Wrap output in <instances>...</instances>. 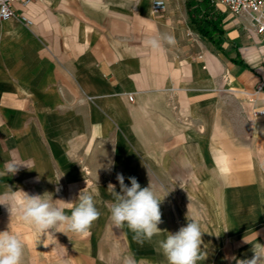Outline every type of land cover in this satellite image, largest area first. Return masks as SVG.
Returning a JSON list of instances; mask_svg holds the SVG:
<instances>
[{
	"label": "crops",
	"instance_id": "crops-1",
	"mask_svg": "<svg viewBox=\"0 0 264 264\" xmlns=\"http://www.w3.org/2000/svg\"><path fill=\"white\" fill-rule=\"evenodd\" d=\"M166 1L154 15L152 0H105L106 13L83 0H12L15 16L0 19V138L25 153L48 146L45 160L71 170V177L122 173L125 184L135 176L141 187L154 178L157 197L168 194L176 205L177 195L186 194L185 209L195 202L210 215L216 211L223 226L215 247L214 236L203 234L208 254L199 264H237L254 255L245 240L264 244L257 37L231 13L226 24L216 21L223 34L212 42L193 20L204 25L214 15L207 2ZM164 34L176 43L162 41L159 52L145 45ZM196 34L205 48L198 53ZM204 177L222 184L194 182ZM162 203L158 227L168 230L174 223Z\"/></svg>",
	"mask_w": 264,
	"mask_h": 264
},
{
	"label": "rangeland",
	"instance_id": "rangeland-1",
	"mask_svg": "<svg viewBox=\"0 0 264 264\" xmlns=\"http://www.w3.org/2000/svg\"><path fill=\"white\" fill-rule=\"evenodd\" d=\"M202 3L206 5L204 0ZM215 16L222 17L226 24L228 18H232L222 6H208ZM219 26V24H217ZM225 31L230 28L225 25ZM193 52L198 53L205 50L202 39L194 35ZM169 105L177 111V105L174 98H169ZM186 121V119H183ZM8 140L0 138V170L3 169L6 161L12 160L17 163L19 171L13 176L0 177V195L7 191L6 185L13 191L22 189L29 194H43L49 192L53 196V200L75 201L80 191L84 188L91 190L95 188L99 192L96 206L100 211L99 218L94 221L90 234L82 237L74 232L67 231L51 232L42 234L36 231L29 224L21 221L18 217L13 216L10 221V213L0 205V231L8 230L9 224L13 231L18 233L25 243V251L22 264H124L125 257L131 255L137 261V264H167L165 257L158 249L157 241L163 239L167 233L161 236L153 237L152 240H144L138 243L133 239V233L124 228H118L113 225L110 219L108 206L112 202L113 197L108 189L109 183L119 186V182L115 178H88L86 177V169L81 168L83 177H71V170L66 171L61 167L60 163L55 160L46 161L51 150L48 146L33 147V153H25L22 145L9 146ZM43 149V150H42ZM25 164V165H24ZM28 167H27V166ZM200 181L207 187H213L222 184L220 179L216 177H204L194 179ZM154 187V178L147 180V185ZM195 184V183H194ZM177 186L182 184L176 183ZM107 187V191H105ZM59 189V190H57ZM106 192V193H105ZM215 195V194H214ZM158 196V195H157ZM162 206H166L167 210H162L164 214L170 216L174 225L168 226V232L175 233L181 226H185L181 216L189 215V217L197 218L204 229L205 233L214 236L216 246V238L218 229L223 226L217 225L216 211L213 214L207 213L200 205L194 202L192 208L185 209L186 194L177 195V205L172 202L170 195L162 194ZM216 196V195H215ZM180 197V200H179ZM183 206L181 209L180 207ZM170 208V209H169ZM226 225V229H227ZM199 264V262H198Z\"/></svg>",
	"mask_w": 264,
	"mask_h": 264
},
{
	"label": "clouds",
	"instance_id": "clouds-1",
	"mask_svg": "<svg viewBox=\"0 0 264 264\" xmlns=\"http://www.w3.org/2000/svg\"><path fill=\"white\" fill-rule=\"evenodd\" d=\"M83 3L99 13H106L109 8L105 0H83ZM162 41L169 45L176 43L173 36L164 34L146 40L145 45L154 52H159L162 50ZM20 164L12 160L6 161L0 170V177L15 175ZM116 179L120 186L119 192L116 191L115 185H108L113 197L108 211L114 226H126L138 243L167 233L163 239L157 241L158 249L167 264H198L207 259V246L205 245L203 250L201 248L205 232L197 218L187 215L188 223L175 233L161 230L158 225L163 222L160 210L162 200L157 197L151 184L141 187L135 176H129V186L125 184L122 173H117ZM6 188L7 191L0 195V205L10 213V221L16 216L42 234L49 233V230L66 234L67 230L87 237L94 221L100 216L96 206L99 192L95 188H84L75 201L67 202L53 200L49 192L29 194L22 189L13 191L8 185ZM10 224L8 230L0 231V264H22L25 243L22 237L12 230ZM257 235L258 233L256 237ZM245 242L252 245L251 251L254 255L251 259L238 260L237 264H264V244L258 243L257 240L254 243L246 240ZM124 264H137V261L129 255L125 257Z\"/></svg>",
	"mask_w": 264,
	"mask_h": 264
},
{
	"label": "built area",
	"instance_id": "built-area-1",
	"mask_svg": "<svg viewBox=\"0 0 264 264\" xmlns=\"http://www.w3.org/2000/svg\"><path fill=\"white\" fill-rule=\"evenodd\" d=\"M12 0H0V19H10L15 16L11 5ZM201 1V0H200ZM209 5L222 6L232 13L236 19V25H240L242 31L257 37L255 46L260 55L258 83L255 92L264 91V0H206ZM167 8L166 0H152L151 12L160 15ZM26 24H30L24 15L20 16ZM192 35L191 33H189ZM188 34V35H189ZM195 36L199 37L198 34ZM131 99V97H130ZM264 115V110L260 111Z\"/></svg>",
	"mask_w": 264,
	"mask_h": 264
},
{
	"label": "trees",
	"instance_id": "trees-1",
	"mask_svg": "<svg viewBox=\"0 0 264 264\" xmlns=\"http://www.w3.org/2000/svg\"><path fill=\"white\" fill-rule=\"evenodd\" d=\"M204 1L207 2L206 0ZM208 6H211V5H208ZM193 20L196 23V27H198V31L201 34L208 37L209 40L212 42H216L217 38L215 36L220 37L223 34V29L216 24V21L220 22L221 20L219 16H214V15H211L209 17L207 16V18L204 19L205 21L204 25H202L203 20L202 21H197L196 19H193ZM221 42H222L221 39H219L218 43L220 44H218V46L220 49H223Z\"/></svg>",
	"mask_w": 264,
	"mask_h": 264
}]
</instances>
